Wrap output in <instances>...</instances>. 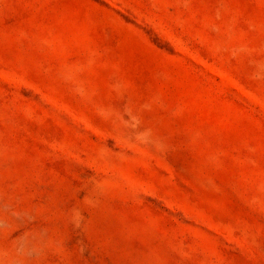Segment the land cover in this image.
Here are the masks:
<instances>
[{
    "label": "rangeland",
    "instance_id": "374dc122",
    "mask_svg": "<svg viewBox=\"0 0 264 264\" xmlns=\"http://www.w3.org/2000/svg\"><path fill=\"white\" fill-rule=\"evenodd\" d=\"M0 264H264V0H0Z\"/></svg>",
    "mask_w": 264,
    "mask_h": 264
}]
</instances>
